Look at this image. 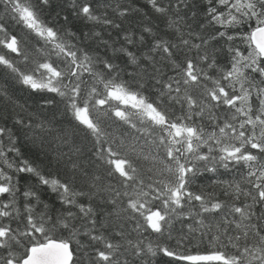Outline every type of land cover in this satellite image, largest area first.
<instances>
[{
  "label": "snow or ice",
  "instance_id": "obj_1",
  "mask_svg": "<svg viewBox=\"0 0 264 264\" xmlns=\"http://www.w3.org/2000/svg\"><path fill=\"white\" fill-rule=\"evenodd\" d=\"M0 264H264V0H0Z\"/></svg>",
  "mask_w": 264,
  "mask_h": 264
}]
</instances>
